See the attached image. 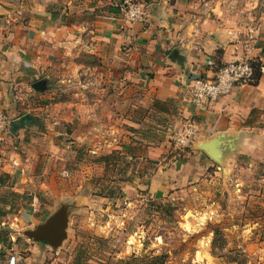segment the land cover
<instances>
[{
    "label": "crops",
    "instance_id": "1",
    "mask_svg": "<svg viewBox=\"0 0 264 264\" xmlns=\"http://www.w3.org/2000/svg\"><path fill=\"white\" fill-rule=\"evenodd\" d=\"M123 1L0 3V109L10 119L11 132L4 136L0 131V233L13 224L24 234L10 249L0 250V264H7L10 254H15L16 264H58L63 256L68 233L65 194L55 188L53 165L69 143L85 142L80 127L86 107L79 89L67 96L72 78H67L66 66L87 67L97 77L100 74L93 78L104 79L109 92L119 86L123 99L130 91L137 95V111L121 119L123 128L119 121L109 120L113 137L106 144L122 149L128 161L140 165L126 178L133 181L129 190L124 189L127 196L133 194L131 189H140L152 198H162L194 184L211 167L224 166L233 156L264 158V72L253 83L236 85L200 105L191 101L189 91L193 78H212L227 61L264 62L263 14L256 22L242 21L224 9V0H139L146 5L143 17L127 21L121 13ZM77 54L87 64L74 62ZM90 116L98 130L97 113ZM186 120L195 126V143L180 151L167 138ZM117 131L121 132L117 135ZM71 135L75 141L66 142ZM89 138L95 140L90 142V152L99 154L104 147L99 136L91 133ZM68 162L74 161L66 159L63 164ZM102 162L107 165L110 160ZM48 196L54 198V205L34 220ZM255 196L260 200L258 215H262L264 200ZM17 212L21 213L18 222L11 221ZM59 213L66 231L60 244L53 246L28 234ZM253 238L258 239L259 233ZM92 244L94 259L86 262L107 264L109 256L101 255L97 243ZM262 250L252 252L257 256L264 254ZM200 255L203 262L212 257L206 248ZM70 264H79L78 257Z\"/></svg>",
    "mask_w": 264,
    "mask_h": 264
},
{
    "label": "rangeland",
    "instance_id": "2",
    "mask_svg": "<svg viewBox=\"0 0 264 264\" xmlns=\"http://www.w3.org/2000/svg\"><path fill=\"white\" fill-rule=\"evenodd\" d=\"M223 7L228 13L238 14L242 21L256 22L264 16V0H224ZM77 55L74 62L78 59L87 64L84 56ZM66 69H69L67 78L72 81H68V95H63L69 96L79 89V97L86 105L80 127L85 142L66 136L65 141L74 140L75 146L69 143L61 159L53 165L55 188L65 194L62 200L68 224L66 246L58 264H70L77 257L79 264H89L86 260L94 259L95 255L94 242L101 255L109 256L105 259L107 264H264V254L256 252L255 256L252 252L257 248L264 251V213L258 215L260 200L255 196H262L264 200V158L233 156L224 166L211 167L194 184L162 198H152L140 189H131L133 194L127 196L124 189L129 190L133 181L126 178L140 165L128 161L122 149L106 144L112 136L109 120L114 124L119 121V127L123 128L121 119L137 111V95L130 91L129 97L123 99L117 85L109 92L104 79H94L97 73L87 67L66 66ZM144 103L146 107L149 104L146 100ZM94 112L101 122L98 130L90 116ZM91 133L98 135L104 145L99 154L90 152L93 149L90 142L95 141L89 138ZM170 133L167 139L172 143ZM119 138L114 144L119 143ZM66 159L74 162L63 164ZM101 159H109L110 163L106 165ZM149 165L151 168L152 164ZM61 169L68 170L69 174L64 176ZM53 201L49 196L41 201L33 219H41L45 209L54 205ZM19 216L21 213L17 212L10 219L17 221ZM11 227L14 231L9 230ZM9 229L1 233L7 250L16 239L24 237L17 226L12 224ZM257 232L259 238L255 239L253 235ZM205 248L212 257L203 262L200 250Z\"/></svg>",
    "mask_w": 264,
    "mask_h": 264
},
{
    "label": "built area",
    "instance_id": "3",
    "mask_svg": "<svg viewBox=\"0 0 264 264\" xmlns=\"http://www.w3.org/2000/svg\"><path fill=\"white\" fill-rule=\"evenodd\" d=\"M3 0H0V3ZM146 5L142 1L124 0L121 13L127 21H138L145 13ZM264 72V62L254 59H236L227 61L215 72L214 77L206 79L203 77H195L190 81L189 91L191 101L200 105L205 102L216 100L218 97L227 93L236 85H246L256 80L257 74ZM10 119L7 114L0 109V131L4 136L11 134L9 129ZM170 140L177 150L184 151L194 145L195 126L192 120L183 121L177 128L171 130ZM64 176L68 175L67 170H63ZM0 233V250L5 245ZM7 264H16L15 254H10Z\"/></svg>",
    "mask_w": 264,
    "mask_h": 264
},
{
    "label": "water",
    "instance_id": "4",
    "mask_svg": "<svg viewBox=\"0 0 264 264\" xmlns=\"http://www.w3.org/2000/svg\"><path fill=\"white\" fill-rule=\"evenodd\" d=\"M63 223V214L59 213L51 217L45 225L38 226L37 230L29 231L28 234L32 237L46 239L53 246H57L66 235Z\"/></svg>",
    "mask_w": 264,
    "mask_h": 264
},
{
    "label": "trees",
    "instance_id": "5",
    "mask_svg": "<svg viewBox=\"0 0 264 264\" xmlns=\"http://www.w3.org/2000/svg\"><path fill=\"white\" fill-rule=\"evenodd\" d=\"M100 158H102V159H104V156H102V157H100ZM101 159V160H102ZM2 236V235H1ZM3 238V237H2ZM3 240V242L5 243L6 241H5V239H2Z\"/></svg>",
    "mask_w": 264,
    "mask_h": 264
},
{
    "label": "bare ground",
    "instance_id": "6",
    "mask_svg": "<svg viewBox=\"0 0 264 264\" xmlns=\"http://www.w3.org/2000/svg\"><path fill=\"white\" fill-rule=\"evenodd\" d=\"M195 253H196V252H195ZM202 257H203V256H202ZM198 258H199V257H198ZM200 259H201V257H200ZM200 259H199V260H200Z\"/></svg>",
    "mask_w": 264,
    "mask_h": 264
}]
</instances>
